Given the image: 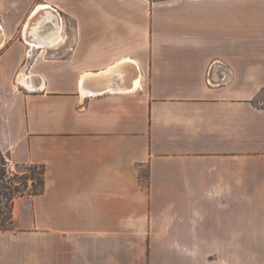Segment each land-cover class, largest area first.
Returning <instances> with one entry per match:
<instances>
[{"label": "crops", "instance_id": "obj_1", "mask_svg": "<svg viewBox=\"0 0 264 264\" xmlns=\"http://www.w3.org/2000/svg\"><path fill=\"white\" fill-rule=\"evenodd\" d=\"M0 151V264H264V0H0Z\"/></svg>", "mask_w": 264, "mask_h": 264}, {"label": "trees", "instance_id": "obj_2", "mask_svg": "<svg viewBox=\"0 0 264 264\" xmlns=\"http://www.w3.org/2000/svg\"><path fill=\"white\" fill-rule=\"evenodd\" d=\"M3 155L1 154L0 151V159L1 162L3 161ZM26 172L17 175L16 178L20 180L19 185H13L10 187L7 185L4 181H2L0 184L1 186L7 188L8 190H3L0 192V194L5 198L4 201V209L1 210L0 207V230H5L11 227L12 225V208H13V202H14V197L17 195H23L27 193L26 191V186L28 185L27 181L28 179H32V181H35L33 183V190L32 193H39L42 191L44 183H43V168H37V165H26ZM3 174H4V169L0 165V181L3 180ZM16 191H18L16 193Z\"/></svg>", "mask_w": 264, "mask_h": 264}, {"label": "built area", "instance_id": "obj_3", "mask_svg": "<svg viewBox=\"0 0 264 264\" xmlns=\"http://www.w3.org/2000/svg\"><path fill=\"white\" fill-rule=\"evenodd\" d=\"M26 56H27V59L32 57V53L30 52V47L28 48V52ZM23 65H28V67L30 66L28 61H26ZM26 75L28 76V72ZM2 157H3V161L1 162V159H0V165L4 169V174L2 178L3 180L1 181H4L10 187H12L13 185H19L20 180L17 179L16 176L20 174V172L17 171L15 164L9 158H6L4 156ZM17 192L18 191H16V193Z\"/></svg>", "mask_w": 264, "mask_h": 264}, {"label": "rangeland", "instance_id": "obj_4", "mask_svg": "<svg viewBox=\"0 0 264 264\" xmlns=\"http://www.w3.org/2000/svg\"><path fill=\"white\" fill-rule=\"evenodd\" d=\"M16 166V165H15ZM37 168H40L38 165H37ZM16 169H17V171L18 172H20V174H22V173H24V172H26V167L25 166H22V167H17L16 166ZM20 174H18V175H20ZM2 181H0V183H1ZM27 183H28V185L26 186L27 188H26V191H27V193H25V194H28V193H32V190H33V183H35V181H32V179H28V181H27ZM8 185V184H7ZM2 189L3 190H8L7 188H5V187H3V186H1V184H0V192H2ZM18 196V195H17ZM4 201H5V198L0 194V207H1V210H5L4 209ZM12 226V225H11ZM11 228V227H10ZM9 229V228H8Z\"/></svg>", "mask_w": 264, "mask_h": 264}]
</instances>
